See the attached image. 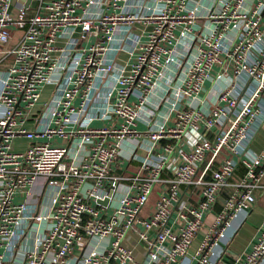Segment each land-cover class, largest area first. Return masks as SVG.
Returning <instances> with one entry per match:
<instances>
[{
    "label": "built area",
    "instance_id": "built-area-1",
    "mask_svg": "<svg viewBox=\"0 0 264 264\" xmlns=\"http://www.w3.org/2000/svg\"><path fill=\"white\" fill-rule=\"evenodd\" d=\"M263 127L264 0H0V264H264Z\"/></svg>",
    "mask_w": 264,
    "mask_h": 264
},
{
    "label": "crops",
    "instance_id": "crops-1",
    "mask_svg": "<svg viewBox=\"0 0 264 264\" xmlns=\"http://www.w3.org/2000/svg\"><path fill=\"white\" fill-rule=\"evenodd\" d=\"M46 90L45 94L43 95V99L47 98L48 92L50 90V87H45L44 91ZM20 143L23 140H19ZM16 141L17 145L19 144ZM264 141V127L260 130L258 133L255 142L253 143L254 147H259L261 146L262 142ZM23 145V143H22ZM133 166V164H131ZM135 167H137L135 165ZM240 170L242 169L241 167L239 168ZM155 200V195L154 198L150 200L149 204H152L153 201ZM264 219V192L261 193L258 196V200L255 204V206L249 211L248 216L245 221H243L240 226L238 227V230L234 234L232 240L229 243V248H230V253L233 254L234 252H240L242 250H245L248 245L249 241L251 240L256 227L259 226ZM139 228V226H138ZM137 229L130 231L124 239L125 244L131 246L133 248V254L135 258L142 259L145 251V245L144 242H142L138 237L136 233ZM201 234L198 235V237ZM227 261L231 260V257H226ZM128 264V263H126Z\"/></svg>",
    "mask_w": 264,
    "mask_h": 264
},
{
    "label": "rangeland",
    "instance_id": "rangeland-1",
    "mask_svg": "<svg viewBox=\"0 0 264 264\" xmlns=\"http://www.w3.org/2000/svg\"><path fill=\"white\" fill-rule=\"evenodd\" d=\"M48 87V86H47ZM46 90L44 91L43 95L45 94ZM43 95H42V98H43Z\"/></svg>",
    "mask_w": 264,
    "mask_h": 264
},
{
    "label": "trees",
    "instance_id": "trees-1",
    "mask_svg": "<svg viewBox=\"0 0 264 264\" xmlns=\"http://www.w3.org/2000/svg\"><path fill=\"white\" fill-rule=\"evenodd\" d=\"M152 199L154 198V194L152 195V197H151ZM151 198H150V200H151Z\"/></svg>",
    "mask_w": 264,
    "mask_h": 264
},
{
    "label": "water",
    "instance_id": "water-1",
    "mask_svg": "<svg viewBox=\"0 0 264 264\" xmlns=\"http://www.w3.org/2000/svg\"><path fill=\"white\" fill-rule=\"evenodd\" d=\"M27 3H28V1H27ZM103 203H106V200H104V201H102Z\"/></svg>",
    "mask_w": 264,
    "mask_h": 264
}]
</instances>
